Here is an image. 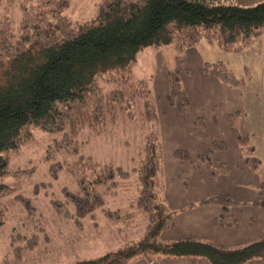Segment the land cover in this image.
Returning a JSON list of instances; mask_svg holds the SVG:
<instances>
[{
	"label": "trees",
	"instance_id": "trees-1",
	"mask_svg": "<svg viewBox=\"0 0 264 264\" xmlns=\"http://www.w3.org/2000/svg\"><path fill=\"white\" fill-rule=\"evenodd\" d=\"M67 3L19 0L22 14L17 31L0 25V178L7 172L9 152L29 140L30 126L37 125L58 135L51 149L70 158L49 166L53 176V167L63 168L72 183V188L62 186V200H51L57 214L72 219L80 229L84 218L92 226L104 218L105 226L119 233L124 227L143 224L137 240L69 264H131L137 258L159 264L163 258L181 257L193 262L205 258L209 264L264 262V236L234 246L195 237L161 238L174 214L192 205L172 210L166 203L156 97L146 81L130 75L137 53L146 47L173 45L180 53L205 38L226 51H241L264 32V0L250 5L236 0H101L94 16L82 22L64 15ZM210 71L230 87L244 83L219 60L204 62V75ZM98 78L112 87L104 90ZM166 102L179 114L189 108L178 68L167 69ZM240 115V111L228 115V129L241 148L243 162L257 170L260 160L249 136L239 131ZM119 117L141 120L146 127L140 145L133 146L134 153L118 161L84 153L82 146L101 138ZM203 124L195 120V125ZM224 149L222 140H213L196 155L207 175L228 173L227 165L212 160L216 151ZM173 156L189 157L182 149H175ZM8 190L0 181V196ZM259 193L261 197L252 204L264 206V188ZM20 200L31 208L28 198ZM207 204L228 211L240 202L216 193L197 203ZM44 237L42 241L48 242V235ZM38 244L36 234L25 237L22 246L14 247L15 256L22 258Z\"/></svg>",
	"mask_w": 264,
	"mask_h": 264
},
{
	"label": "rangeland",
	"instance_id": "rangeland-1",
	"mask_svg": "<svg viewBox=\"0 0 264 264\" xmlns=\"http://www.w3.org/2000/svg\"><path fill=\"white\" fill-rule=\"evenodd\" d=\"M18 1L0 0V25L7 24L12 31H17L21 21L22 12ZM100 1L68 0L63 13L72 22H82L94 16ZM172 47L170 45L167 49ZM198 47L206 59H212L213 62L220 60L244 81L241 87L246 92L244 114L250 132L249 142L254 155L260 160L257 174L264 188V99L261 97L264 32L253 38L241 51H226L215 40L208 41L205 38H201ZM158 49L146 47L137 53L130 71L133 79H143L151 87V73L156 69L153 52ZM98 83L104 90L112 87L104 84L100 78ZM29 129L31 138L21 144L19 149L9 152L7 172L0 178L9 188L8 192L0 196V264H69L75 259L98 256L131 239L137 240L143 231L142 223L129 229L124 227L119 233L113 227L107 228L105 223L108 221L104 218L97 219L98 226H92V222L84 218L82 222L85 224L80 229L72 219L64 218L53 210L51 200H62V186L72 188V183L63 168L59 169L57 165L53 167L56 172L53 176L49 166L69 157L51 149L53 138L58 135L43 131L37 125H31ZM145 131L141 120L126 121L119 117V122L108 126L101 138L85 143L82 148L84 153L98 160L118 161L134 153L133 146L140 145ZM159 135L162 142L160 129ZM166 164L168 166V161L163 157L164 171ZM21 196L28 198L31 206L29 210L21 202ZM32 234L38 236V246L27 251L22 258H17L14 247L22 246L25 237ZM45 234L49 237L48 242L42 241L45 240Z\"/></svg>",
	"mask_w": 264,
	"mask_h": 264
},
{
	"label": "crops",
	"instance_id": "crops-1",
	"mask_svg": "<svg viewBox=\"0 0 264 264\" xmlns=\"http://www.w3.org/2000/svg\"><path fill=\"white\" fill-rule=\"evenodd\" d=\"M236 1L241 5H249L260 0ZM199 42L180 53L173 47L167 49L170 45L153 52L156 69L151 73L150 83L156 97L163 157L168 161L164 171V196L172 210L192 205L174 214L171 226L161 233V238L172 240L195 237L216 240L230 246L240 245L264 236V206L252 204L261 197L259 190L263 187L257 170L250 169L243 162L241 148L228 129V115L240 111L239 131L250 135L244 114L246 92L242 87H230L211 71L207 76L204 75V62L212 63L213 60L205 58L198 47ZM168 68L180 70L182 85L189 99V108L184 114H179L166 102ZM262 75L261 97L264 99V63ZM197 118L204 123L202 126L195 125ZM213 140H222L226 144V149L216 151L212 160L227 165V174L209 176L202 163L196 159V155L204 153ZM175 149L186 151L188 159L174 157ZM216 193L224 194L240 204L231 206L228 211H222L215 204L197 205L200 200ZM131 264L148 262L144 258H137ZM159 264L209 263L205 258L193 262L188 257H181L163 258ZM247 264L264 262L254 259Z\"/></svg>",
	"mask_w": 264,
	"mask_h": 264
}]
</instances>
